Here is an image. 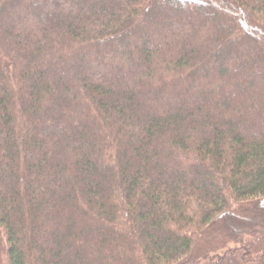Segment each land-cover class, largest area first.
<instances>
[{"label": "trees", "instance_id": "1", "mask_svg": "<svg viewBox=\"0 0 264 264\" xmlns=\"http://www.w3.org/2000/svg\"><path fill=\"white\" fill-rule=\"evenodd\" d=\"M0 264H264V0H0Z\"/></svg>", "mask_w": 264, "mask_h": 264}]
</instances>
